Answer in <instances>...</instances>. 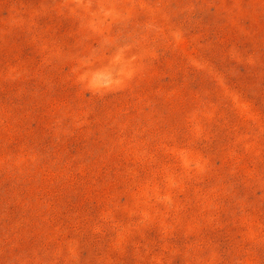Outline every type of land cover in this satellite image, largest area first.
Instances as JSON below:
<instances>
[{
    "label": "rangeland",
    "instance_id": "1",
    "mask_svg": "<svg viewBox=\"0 0 264 264\" xmlns=\"http://www.w3.org/2000/svg\"><path fill=\"white\" fill-rule=\"evenodd\" d=\"M0 264H264V0H0Z\"/></svg>",
    "mask_w": 264,
    "mask_h": 264
}]
</instances>
